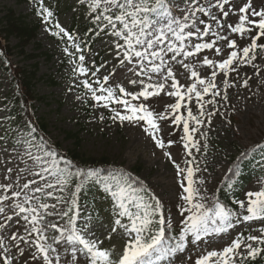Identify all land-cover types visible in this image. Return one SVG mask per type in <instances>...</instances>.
<instances>
[{
	"label": "rangeland",
	"instance_id": "374dc122",
	"mask_svg": "<svg viewBox=\"0 0 264 264\" xmlns=\"http://www.w3.org/2000/svg\"><path fill=\"white\" fill-rule=\"evenodd\" d=\"M37 1L36 7L33 4L17 3L16 0H0V18L4 16L7 10H11L16 16L24 17L27 21H34L38 18L37 14L40 16L44 13L41 4L43 8L48 10L54 7L52 10L54 17L45 19V14H42L36 39L24 49L26 55L44 53L45 56L37 57L34 60H25L17 54V40L15 38L5 41L1 37L0 43L3 47H8L10 51L8 60L13 65L12 67L28 68L32 64L37 66V77L41 79L35 84V94L38 97H44L45 100L33 102L31 111L46 122L47 140L53 144L57 143L62 152L65 153L74 148V141L67 139L66 134L78 133L80 143L77 151L83 155L92 158L105 157L111 165L129 173H133L135 169L139 168L138 178L151 189L155 197L168 209L165 215L166 223L182 228L183 221L187 216V213L181 216L180 205L183 204L181 200L183 193L180 182L182 177L177 176L173 162L164 155V152H170L175 162L181 165V168L191 166L193 169H199L196 171L194 179L204 181L203 184H197V187L200 189L201 195L205 197L204 203L211 207L209 198L218 182L226 175L230 159L239 156L241 151L255 144H260L264 139V53L257 51V59L253 61L257 67L237 63L234 65L237 70L225 76L218 68H209L203 65L204 56L219 63L231 51L226 47L227 41L217 40L216 46L222 49L220 55H216L214 49L203 50L196 56L187 59L181 54L173 61L169 59L172 53H167L162 73L160 75L151 74L152 79L149 81L148 75L150 73L148 70L139 78L135 76V71H139L140 61L138 59L134 58L131 65H128L127 62H125V66L120 65L119 61L126 50V46L117 48V44H123V41L111 34L110 27L104 28L106 32L102 35L101 41L84 55L83 62L76 57V48L73 47L78 42L79 37L76 40L67 39L64 42L53 38V33L59 31L55 27L56 24H59L68 33L71 26L79 27L88 18L100 14L105 7L103 2L101 9L94 12L90 7L92 0H64L60 4H55L50 0ZM218 2H222V0H192L194 6L208 8L220 19L222 24L235 25L238 22V15L230 14L225 19L219 9L212 6ZM170 3L176 18L185 22L180 11V9L188 7L185 0H170ZM245 3L246 0H232V4L226 7H233L238 10ZM252 3L253 7L257 9L264 7V0H252ZM183 15L190 14L184 12ZM196 15L198 26L203 29L205 25H211V31L203 40L192 38L186 41V50L194 51L193 43L215 40L216 37L212 35V32L236 40L238 45L236 50L238 51L250 44L251 40L248 34L241 38L238 34H233L227 27H218L210 17L204 16L203 13ZM201 19L205 21V24H199ZM191 22V18L186 21L189 24ZM185 31L187 32V29ZM59 35L65 36L63 33ZM251 35H255V32ZM168 42H174L178 45L171 34L168 35L165 45ZM258 43L264 44V38H261ZM37 46H40L39 50H36ZM46 55L51 56V59L46 60ZM65 57H69L67 63H64ZM180 61L187 64L189 69L197 71L200 77L206 80L211 78L213 71H216V90L221 93L217 97L208 95L204 98L205 117L203 119L205 123L193 133V140L198 142L199 150L190 146L192 153L190 156L184 149L183 141H181L182 124L177 127L171 122L173 115L186 117L187 110L182 107L180 112L172 113L169 106L174 104L177 98L168 95V91L172 90L169 88L170 79L165 83V91L161 92L159 96L144 101L150 110L156 113L164 112L170 117L168 120L158 121L162 129L160 138L166 143L164 149L156 147L155 142L143 131L140 124L127 122L121 124L118 120L113 121L110 117L114 113L110 109L123 112V106L110 104L108 109L104 108L92 100L91 93L83 84L87 80L93 88H98L95 81L100 80L103 83V77L107 75L109 81L108 84L104 85L105 87L115 88L119 84L125 87L127 91L135 93L142 88V85H132L129 83L130 79H143L145 83L164 82L162 76L166 75L167 68L171 67L182 90H184L186 86L191 85L193 80L190 72L183 67ZM154 63L160 64V61L155 60ZM80 67L87 70L86 74L82 75L79 72ZM129 68H133L134 71H129ZM97 69L99 71H96ZM225 80L234 86L226 88L223 83ZM244 81L248 82L247 87L244 86ZM52 82L55 84H51ZM198 88H200L199 85ZM11 93L7 76L2 74L0 70V184H12V189L9 192L5 193L0 190V196L12 197V191L21 192L19 198H11L0 205L5 208V213L0 214V224L5 226L0 228V240H3L9 249L7 255L13 258V264H42V256L39 260L32 258V254L36 251L34 244H25L19 239L13 242L10 239L11 235L14 234L17 237L23 236L26 240L32 241L40 235V233L31 232L33 227L30 223L31 217L29 220L23 219L27 213L20 214V216L15 215L18 209H14V204L23 202L24 196L28 195L32 199L30 204L25 205V207H37V213L40 217L37 226L44 230L43 235L47 237L45 241L40 242L44 243L45 247L51 244L57 249L55 253L50 251V259L53 260V264H56L57 255L60 258V264H65V262L67 264H87L86 257L79 250L76 251L75 258H73L72 251L74 248L79 249V245H70L66 239L57 245L52 239L53 236L59 237V233L48 227L50 223H55L59 228L64 229L65 236L71 228L68 218L59 213L67 211L71 207L73 190L66 186H63V190H61L62 186L57 183V176L52 174L55 169L43 172L42 176L31 174V171H39L40 169L26 153L30 150L33 155H43V151H41V146L33 141L32 132L24 120L16 123L8 121V97ZM225 93L227 95L226 100L223 99ZM126 98L130 99V97ZM210 99H215V105L206 103ZM142 100L143 98H140V100L132 101V103L139 104ZM86 102H89L88 107L85 106ZM182 103L188 104L193 114L199 116V108L194 96L191 101L186 99ZM210 111L215 114L211 117V124L209 125L207 114ZM101 116H103V120H101ZM81 125L84 128L81 129ZM191 127L197 126L190 122ZM169 140L174 141L171 147H167ZM29 141L33 145L31 149H29ZM45 160L48 158L45 157ZM185 160L193 161V163L188 165ZM261 163L262 159H259L257 164L261 166ZM44 166L50 167V164ZM7 168L13 169L10 175L6 172ZM258 169L256 176L252 177L241 193V202L245 204H247L248 192L264 190V173L260 172L261 168ZM6 176L8 179H5ZM25 183L30 185L29 189L22 188ZM48 183L53 184L54 187H45ZM37 184L44 189L43 192L34 193L31 191ZM40 203L48 204L49 208L47 210L39 208ZM52 205H56V208L53 209ZM75 209V226L80 234L86 239L97 241L99 246L103 245L106 249L113 251L116 257L121 255L125 245L135 235L134 233L129 235L124 228L120 227L113 232L112 225L116 220L114 216L106 215L102 220L96 221L90 217L86 207L79 206ZM240 211L247 214L246 208H240ZM48 213L54 214L49 215ZM8 215L13 217L11 221L7 220L6 216ZM121 221L125 225L130 224L128 217L121 219ZM243 227L244 229L241 228L243 229L242 233L249 231L251 235H259L258 229L264 227V221H248ZM239 230L240 228H230L225 234L212 233L199 241L196 246H193L191 252H185L180 256L182 258L180 261L176 258L170 264H194L195 260L204 252L214 249L220 250L230 245L234 233ZM17 244L19 248H17ZM20 249L24 250V256L20 255ZM4 255L3 249H0V261Z\"/></svg>",
	"mask_w": 264,
	"mask_h": 264
},
{
	"label": "snow or ice",
	"instance_id": "6c2138e0",
	"mask_svg": "<svg viewBox=\"0 0 264 264\" xmlns=\"http://www.w3.org/2000/svg\"><path fill=\"white\" fill-rule=\"evenodd\" d=\"M105 7L101 13L95 17L94 22L105 21V27L111 28V34L123 41V44L118 43L117 48L125 47L126 50L123 52V56L120 59V65L125 66V62L131 65L133 59L136 58L140 61L139 71H135L137 78L145 74L148 70V80L151 81L152 75H160L165 65V55L172 53L170 60L175 61L181 54L185 59L196 56L203 50H213L216 55H220L222 52L221 47L216 46V41H227L226 47L231 49L229 54L221 62L217 63L207 56L203 57V65L209 68L215 67L220 70L225 76H228L230 72L236 71L235 64H246L251 65L254 68L257 67L253 61L257 59V51L264 53V44H259L258 41L264 38V7L259 9L253 7L252 0H246V3L235 10L233 7H226L232 4V0H222L213 7L219 9V12L226 19L230 14L238 15V22L233 24H222L220 19L217 18L208 8L204 6H194L192 0H185L187 8L180 9L182 13L181 19L176 18L173 14L172 5L170 0H92L90 5L92 11L101 9V3ZM41 8L45 13V19L52 17L53 13L47 8ZM184 12L190 15H183ZM109 13V14H105ZM197 13H203L204 16L210 17L218 27H227L233 34H238L243 38L246 34L250 36V44L243 47L239 51L237 42L234 39H229L225 35H219L216 32H212V35L216 37L211 42L193 43V50H186L185 42L195 38L196 40H203L208 36L211 31V25H205L203 29L198 26ZM191 18V24L186 23ZM199 24H205L204 20H199ZM59 29L58 32L53 33L59 35L63 33L71 40L73 39L63 27L59 24L55 25ZM187 29V32L185 31ZM194 29V31H193ZM100 31H104L101 28ZM255 32V35H251ZM99 34V33H98ZM171 34L174 41L168 42L165 45L168 35ZM79 51V45L74 44ZM158 49V50H157ZM67 51V49H65ZM242 54V55H241ZM85 57L79 56V60L83 62ZM159 60L160 64H155L154 61ZM147 61V63H144ZM180 63L183 64L182 61ZM151 66V67H149ZM183 67L190 72V76L193 80L190 86H186L182 90L179 81L176 79L171 67L167 68L166 75L162 76L164 82L157 83H145L143 79H130L129 83L132 85H142V88L135 93L129 92L122 85H116L113 87H105L108 84L109 77L105 75L103 77V83L100 80H96L95 83L98 88H93L87 80L83 82L84 87L91 93V98L97 104H101L104 108L108 109L110 104H119L123 106V112L115 109H110L114 114L110 117L113 121L118 120L121 124L127 122L130 124H140L143 131L155 142L156 147L164 149L166 147L165 141L160 138L162 131L158 121H164L170 119L169 116L165 115L164 112L156 113L150 110L144 101H148L151 97L159 96L161 92L165 91V83L170 79L171 83L168 91V95L176 97V102L171 104L169 107L172 109V113L180 112L181 108L187 110V116L184 115H173L171 122L175 126L179 127L182 124L183 135L181 141H183L184 149L187 150L188 155H192L191 148L199 150L198 142L193 140V133L199 130V126L205 123L203 119L205 117L204 107L205 96L211 95L212 97L220 96L221 93L217 91V85L215 83L217 72L211 73L210 79L201 78L197 71L189 69L187 64H183ZM129 71H134L133 68H129ZM96 71H99L97 69ZM79 72L84 75L87 70L84 67L79 68ZM259 73L257 72V75ZM95 75V73H93ZM226 88L232 87L227 80L223 81ZM247 81H244V86L247 87ZM198 85L200 88H198ZM99 93V94H97ZM195 97V101L199 108V116L194 115L192 109L184 102L186 99L191 101ZM126 97H130L127 99ZM143 100L139 104H133L132 101ZM223 99H227V95L223 96ZM206 103L215 105V99H210ZM215 113L208 112L207 123L211 124V117ZM103 120V116H101ZM142 122V123H141ZM190 122H193L197 127L190 128ZM34 132L35 129L33 128ZM206 135V134H205ZM174 141L169 140L167 147H171ZM29 149L33 146L31 141L28 142ZM206 147V145H205ZM43 151V146H41ZM30 159L33 160L34 164L40 169L39 171H31L34 176H42L43 172L52 171L53 175L57 176V183H59L63 190V186H67L71 183L73 176L80 178L98 176L99 172L95 170H89L85 173L83 170L77 169L74 173L65 169H57L56 153L54 151H43V155H33L29 150L26 153ZM164 155L173 162L177 176L182 177L180 187L182 189L181 200L183 204L180 205L181 216L187 213L186 219L183 221V227L180 230L179 237L176 240L175 246H166L165 241V218L162 213V205L159 199L152 197L154 204H148L143 201L142 197L135 195V190L129 183L130 178L124 174H121L120 179L117 181L116 190L113 191L111 186L106 185L105 191L111 193L113 199L116 201L117 207L120 209L119 217H128L130 224L125 225L121 219L114 221L115 227L112 231L115 232L118 227L124 228L125 231L132 236L130 242H128L121 255L118 258H114L113 251L109 249H103L99 246L95 240L86 239L77 230L76 216L69 215L73 211L70 207L67 211L59 213L64 217H68V223L71 228L68 230L67 236H65V230L61 229L55 223H50L48 227L54 229L59 233V237L53 236L52 239L57 245L62 240L66 239L70 245H80V249H73L72 255L75 258L76 251H82L87 259L88 264H158L159 260L167 255L174 254L176 251H182L184 248V242L187 238L191 237L192 240L199 242L204 237L209 236L212 233L220 234L228 231L232 228L234 213L226 209L224 206L215 202L212 207H208L205 203V197L201 195L200 189L197 184H203V180H195L194 176L198 168L193 169L189 166L187 168H181L179 163H176L170 152H164ZM45 157L48 160H45ZM65 165H71V161L64 160ZM185 163L191 165L193 161L185 160ZM50 164V167L44 166ZM12 168H7L6 172L10 175ZM8 179V176L5 177ZM186 181V183H185ZM35 183V181H33ZM83 181L76 185L77 192L80 191ZM47 188L54 187L53 184L48 183L45 185ZM23 189H29L30 185L25 183L22 185ZM12 189V184H0V190L7 193ZM34 193L43 192L44 189L37 184L34 189H31ZM51 195V193H48ZM21 192L12 191V197L8 195L0 196V205H3L5 201L11 198H19ZM32 197L25 195L23 202L15 203L14 209H18L15 212L16 216L27 213L23 216L24 220H29L33 225L31 232L40 233L35 240H26L23 236L17 237V235H11V241L15 242L23 241L25 244L32 243L35 246L36 251L32 254L33 260H39L42 256V264H53V260L50 259V251L55 253L57 249L51 244L45 247L44 243L47 237L43 235V229L38 227L39 214L37 213V207H25L30 204ZM127 201V203H126ZM137 211L133 212L129 209V204H133ZM241 209L246 208L247 214L243 216V220H260L264 221V190L248 192L247 193V204L244 202H238ZM72 205H76V194L73 193ZM39 208L47 210L49 205L46 203H40ZM53 209L56 205L51 206ZM5 213V208L0 206V214ZM53 215L54 213H48ZM7 220L11 221L12 216H6ZM155 225V227H153ZM5 227L0 224V228ZM168 228H171V224H168ZM259 235H247L241 234L239 237L234 239L230 245L220 250H209L201 254L194 262V264H247L248 261H256L258 257L264 256V227L258 229ZM31 234V233H30ZM19 248V245H16ZM0 249H3L5 255L0 261V264H13V258L7 255L9 249L5 246L3 240H0ZM39 254V255H37ZM20 255L24 256V250L20 249ZM56 264H60V258L57 255ZM67 264V262H65Z\"/></svg>",
	"mask_w": 264,
	"mask_h": 264
},
{
	"label": "trees",
	"instance_id": "16d2710c",
	"mask_svg": "<svg viewBox=\"0 0 264 264\" xmlns=\"http://www.w3.org/2000/svg\"><path fill=\"white\" fill-rule=\"evenodd\" d=\"M34 0H16L17 3H32ZM62 0H54V2L60 3ZM45 14V13H42ZM34 21H27L26 18L16 16L11 10H7L3 17L0 18V39L1 37L7 41L10 38L17 40L18 55L25 60H34L37 57L45 56L44 53L26 55L24 52L25 47L32 43L36 39L37 31L40 27L41 16ZM95 18H89L85 24L79 27L81 40L77 42L79 45V51L75 49L76 57L84 55L91 50L93 46L100 40L103 31H100L104 26V22H94ZM76 26V25H75ZM75 26L69 31V35L76 38L78 33L74 32ZM77 30V29H76ZM99 33V34H98ZM54 39L58 41H65L68 36L54 35ZM40 46H37L36 50H39ZM10 51L8 47H3L0 43V70L7 76L10 88L13 90V94L8 97V114L7 119L10 122H19L24 119L30 126L31 130L34 128L33 139L40 143L47 151H54L57 160V169H67L68 171L75 172L77 169L83 170L87 173L89 170H95L99 172L98 176L94 177H80L73 176L71 183L67 186L73 187L76 194V205L83 204L90 209L91 216L94 219H100L103 216V209H101V200L106 196L111 195L110 192L105 191L106 185L111 186L112 190H116L117 181L120 179L121 174L130 178L129 183L135 190L137 197L143 199L148 198V188L135 178V175H130L120 168H115L110 165L108 159L105 157L92 158L85 156L77 151V147L80 143L78 139V133H67L66 138L72 139L74 142V148L67 153L62 154L61 148L58 144H51L47 138V124L42 118H38L31 112L33 102H42L44 97H38L35 94V84L39 81L37 77L36 64L30 65V67H12L8 60ZM51 56L46 55V60H50ZM68 57H65L64 63H67ZM51 84H55L52 82ZM86 106L89 104L86 102ZM84 128L81 125V129ZM258 159H262L261 166L257 164ZM64 160L71 161V165H65ZM258 168H261L260 172L264 173V140L260 144H256L251 148H248L241 152V154L230 161V167L227 175L222 178L216 188L213 190L210 197V205L213 206L215 202H218L226 209L231 210L235 215L232 223H241L245 213L240 211L239 203L241 202V193L244 187L256 176ZM139 168L135 169V173L139 172ZM83 181L80 191L77 192L76 185ZM112 196V195H111ZM100 202V203H99ZM99 203V204H98ZM127 203V201H126ZM134 206L129 204V209ZM112 207L119 213L120 209L117 207L116 201L113 199ZM155 227V225H153ZM165 245L175 246L176 240L179 237V233L172 229L166 228ZM191 238V237H189ZM187 238L184 242L188 244L191 239ZM82 247V246H81ZM103 248V247H101ZM174 254L162 257L160 260L167 261L174 258ZM88 260V259H87ZM247 264H264V256L258 257L256 261H248Z\"/></svg>",
	"mask_w": 264,
	"mask_h": 264
}]
</instances>
